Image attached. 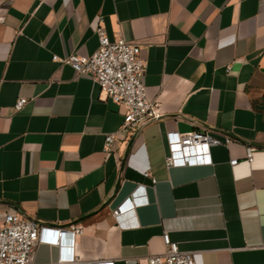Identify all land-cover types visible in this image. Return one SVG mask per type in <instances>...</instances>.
<instances>
[{
    "label": "crops",
    "instance_id": "1",
    "mask_svg": "<svg viewBox=\"0 0 264 264\" xmlns=\"http://www.w3.org/2000/svg\"><path fill=\"white\" fill-rule=\"evenodd\" d=\"M99 19L145 61L156 116L132 131L115 133L123 105L53 59L93 53ZM19 97L27 102L15 110ZM193 129L230 142L211 147L210 165L167 167L166 133ZM137 185L146 202L115 219ZM8 210L81 227L68 263L138 264L164 251L167 231L196 264H264V0H0V214ZM58 257L39 243L32 264Z\"/></svg>",
    "mask_w": 264,
    "mask_h": 264
},
{
    "label": "built area",
    "instance_id": "2",
    "mask_svg": "<svg viewBox=\"0 0 264 264\" xmlns=\"http://www.w3.org/2000/svg\"><path fill=\"white\" fill-rule=\"evenodd\" d=\"M98 45L96 50L87 56L70 54L65 57L53 55L55 61L69 64L79 75L92 78L101 93L115 103L124 106L123 119L115 133L136 129L141 123L156 116V108L148 98L142 76L145 61L140 55L137 44L126 41L121 36L110 39L101 24L96 27ZM229 68H227L228 70ZM27 98L19 97L14 109L19 110ZM113 134L105 136V147H109ZM167 154L164 162L167 167L200 166L212 163L211 147L227 144L230 138L221 140L207 131L193 129L186 132L169 131L166 133ZM246 160L253 159V147L246 151ZM237 163V158L230 159V164ZM144 175L154 178L148 171ZM146 202L145 186L137 185L131 195L125 198L112 214L119 219L127 209ZM83 232L81 227L66 231L61 228L41 226L32 219L16 211H5L0 214V264H32L36 246L46 243L57 246L59 257L56 264H113L112 261L100 263H68L74 259L75 237ZM164 251L152 254L138 264H196L190 251L180 249L178 243L170 239L167 231L162 234Z\"/></svg>",
    "mask_w": 264,
    "mask_h": 264
}]
</instances>
